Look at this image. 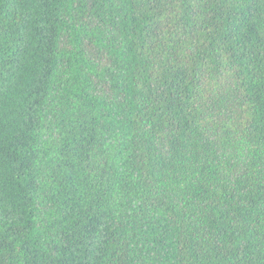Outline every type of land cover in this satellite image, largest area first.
Wrapping results in <instances>:
<instances>
[{
  "label": "trees",
  "instance_id": "1",
  "mask_svg": "<svg viewBox=\"0 0 264 264\" xmlns=\"http://www.w3.org/2000/svg\"><path fill=\"white\" fill-rule=\"evenodd\" d=\"M0 264H264V0H0Z\"/></svg>",
  "mask_w": 264,
  "mask_h": 264
}]
</instances>
